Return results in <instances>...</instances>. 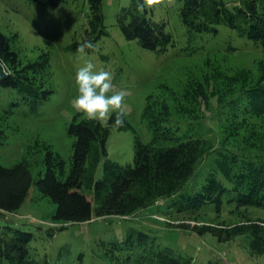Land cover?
<instances>
[{"label":"rangeland","instance_id":"374dc122","mask_svg":"<svg viewBox=\"0 0 264 264\" xmlns=\"http://www.w3.org/2000/svg\"><path fill=\"white\" fill-rule=\"evenodd\" d=\"M129 3L130 0H104L109 34L93 42L92 51L86 48L81 52L79 46L86 38L88 25L87 0H60L57 6L0 0V31L12 37L14 48L24 61L50 53L55 90L34 112L14 88L0 89V163L12 165L24 160L35 178L23 205L17 212L9 213L10 222L34 233L35 256L47 257L50 264H104L100 241L122 239L132 226L149 231L159 242L192 256L195 262L213 259L219 264H264V254L251 253L245 236L222 242L211 233L201 235L177 227L179 223L195 224L197 220L169 212L167 199L129 217L96 216L94 212L89 221L68 224L53 218L57 205L42 194L36 180L45 172L47 147L59 152L69 167L75 137L68 133V125L77 114L79 119L85 117L72 107L78 94L75 73L89 59L96 65L94 70L112 73L114 87L108 95L124 91V112L143 142L151 141L153 136L143 116L146 102L152 98L166 100L174 121H183L191 133L209 140L211 149L198 164L187 188L201 186L209 162L219 149L264 157V115H240L234 119L231 106V101L242 99V91L257 80L264 45L238 35L225 24L218 25L217 32L196 34L190 41L179 15L180 1L158 0L147 8L155 20L165 22L175 45L162 53L147 50L136 40L127 39L118 25L117 14ZM17 100L20 103L12 105ZM182 106L195 111L188 115L182 112ZM107 150L109 158L133 163L134 131L113 128ZM104 161L98 166L97 178L103 176ZM209 209L199 214V222L232 223L243 214L264 219V207L259 206L237 208L235 203L226 201L220 212L214 206ZM63 224L67 227L56 229Z\"/></svg>","mask_w":264,"mask_h":264},{"label":"trees","instance_id":"16d2710c","mask_svg":"<svg viewBox=\"0 0 264 264\" xmlns=\"http://www.w3.org/2000/svg\"><path fill=\"white\" fill-rule=\"evenodd\" d=\"M29 1L46 6H57L60 2ZM87 1L89 13L84 41L93 43L109 31L104 0ZM178 1L179 15L190 41L196 34L217 32V26L225 24L238 35L264 45V0H235L232 4L227 0ZM117 22L123 35L136 40L144 49L162 53L175 45L165 22L155 20L147 6L140 10L137 0H130L122 7ZM0 56L12 69L9 75L0 72V89L14 88L20 99L32 111H37L55 92L51 83L50 53L43 52L35 60L24 61L14 48L12 37L0 31ZM258 68L257 80L242 91V99L231 101L234 119L240 115H264V60L259 61ZM19 103L13 101L12 105ZM182 107V112L188 115L195 111V108ZM143 116L153 134L149 142L140 139L127 117L124 124L117 127L113 123L115 113L106 124L85 117L79 119V114L74 116L68 125V133L75 137L69 167L59 152L47 147L45 172L36 180L42 194L57 205L53 218L68 224L89 221L94 212L96 216L129 217L160 199H167L169 212L197 220L195 224L183 222L177 227L201 235L211 233L222 242L245 236L251 253L264 254V219L243 214L239 221L232 223L198 220L199 214L212 206L220 212L226 201L235 203L237 208L264 207V157L219 149L209 162L201 186L187 188L198 164L211 149L209 140L191 133V128L183 121H174L171 106L164 99H148ZM190 118L198 120L196 116L190 115ZM184 127L187 129L183 130ZM113 128L134 131L133 163H121L108 157L107 142ZM103 159V176L97 178V169ZM34 180L28 162L0 163V264H50L47 257L35 256L34 233L15 227L8 217L23 205ZM66 227L63 224L56 229ZM99 244L106 260L104 264H219L213 259L195 262L192 256L159 242L149 231L133 226L122 239L101 240Z\"/></svg>","mask_w":264,"mask_h":264},{"label":"clouds","instance_id":"9594fccd","mask_svg":"<svg viewBox=\"0 0 264 264\" xmlns=\"http://www.w3.org/2000/svg\"><path fill=\"white\" fill-rule=\"evenodd\" d=\"M158 0H137L140 10L146 6L156 4ZM91 40H85L79 46V51L84 52L86 48H94ZM96 65L91 59L79 67L75 73V84L77 95L72 101V107L82 112L85 119L104 123L115 113L114 125L119 127L125 122L126 113L123 108L125 97L124 91H116L111 95L108 93L113 89L112 73L107 70H94ZM0 72L3 75L12 73L11 67L3 56H0Z\"/></svg>","mask_w":264,"mask_h":264}]
</instances>
